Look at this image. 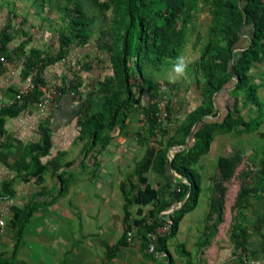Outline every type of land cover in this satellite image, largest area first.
Segmentation results:
<instances>
[{
    "label": "rangeland",
    "instance_id": "374dc122",
    "mask_svg": "<svg viewBox=\"0 0 264 264\" xmlns=\"http://www.w3.org/2000/svg\"><path fill=\"white\" fill-rule=\"evenodd\" d=\"M226 3L175 0L165 10L167 3L158 1L150 14L143 11L146 23L168 34L167 50L160 60L155 53L142 57V71L131 79L136 101L125 105L115 125L100 131L94 141L87 118L101 111L114 93L118 100L126 97L111 68L123 34L118 29L117 0H0V71L7 72L9 99L29 76H36L42 62L65 53L54 66L55 81L45 85L58 81L67 85L62 97L69 101H63L52 121L36 128L48 131L50 147L39 178L44 182L27 184L23 187L27 193L38 190L49 200L53 194H65L68 208L87 224V231L93 232L103 219L104 225H113V239L123 232L128 239L130 232V242L142 241L157 216L182 207L184 201L178 202L177 197L188 181L169 164L175 153L191 149L184 166L195 180L194 202L191 199V206L179 214L177 230L167 239L189 264L200 263L192 256L204 254L214 243L220 250L232 248L241 262L250 244L264 253V59L249 64V80L238 87L235 75L219 91L210 90L208 83L215 82L213 74H227L217 70L208 52L211 44H225L219 28ZM72 20L87 27H71ZM249 28L238 36L235 52L249 39ZM137 37L128 36L131 46ZM76 44L87 48L79 56L80 70L87 71L85 80L70 58ZM31 107L38 113V107ZM148 107L153 124L146 117ZM193 114L200 120L188 133ZM226 115L230 125L224 121ZM101 122L108 124L105 116ZM222 156L237 159L234 175L225 181L217 170ZM145 161L147 167L140 164ZM138 164L144 167L143 176L155 190V198L129 205L125 217L124 194L131 197L143 186L135 174ZM11 189V182L0 185V196L10 195ZM242 189L248 193L239 198ZM241 228L247 231L245 249L237 244ZM162 230L160 226L158 232Z\"/></svg>",
    "mask_w": 264,
    "mask_h": 264
},
{
    "label": "crops",
    "instance_id": "0c3cea01",
    "mask_svg": "<svg viewBox=\"0 0 264 264\" xmlns=\"http://www.w3.org/2000/svg\"><path fill=\"white\" fill-rule=\"evenodd\" d=\"M82 47L74 45L70 58L77 75L85 80L87 71L80 70L79 56L87 48ZM57 63L43 70L45 83L55 81L53 69ZM6 74V71L0 73V105L11 101L5 94L8 87ZM63 97L59 103L50 102L44 107L33 103L38 107V113L31 112L32 104H28L18 115L5 118L0 127V185L12 183L9 197H0V264H189L187 256L177 253L172 239H166L161 246L156 244L157 240L147 237L130 242L124 232L113 239L110 235L113 225H104L103 219L98 222L100 226L89 232L87 224L78 221L68 208L65 194H53L49 200V195L36 192L38 190L28 194L23 188L27 184L44 182L39 180L40 174L23 176L28 173L24 167L31 160L30 154L37 152H32V146L42 143V133L36 128L47 120L52 121L63 101H69ZM43 157L45 155L38 159L45 168ZM19 163L22 169L18 172ZM29 203L34 209L21 220L22 232L17 237L18 219L14 220V210H23ZM122 240L126 244H120ZM259 248L250 244L245 260L241 262L232 254V248L220 250L214 243L204 254L192 256V260L201 259L198 264H264V253Z\"/></svg>",
    "mask_w": 264,
    "mask_h": 264
},
{
    "label": "trees",
    "instance_id": "16d2710c",
    "mask_svg": "<svg viewBox=\"0 0 264 264\" xmlns=\"http://www.w3.org/2000/svg\"><path fill=\"white\" fill-rule=\"evenodd\" d=\"M158 1H165L166 8L172 4L175 0H117L118 3V15L120 17L119 31H122L121 47L116 48L113 51L111 57V68L113 75L119 79L122 85L126 97L122 100H118V93L110 98H107L102 106V110L91 114L86 120V126L89 127L92 138L94 141L97 139V134L107 128H111L115 125L120 110L130 102L136 101L133 99V87L131 79L135 77L136 72H141V59L149 55V53H155L156 60H160L163 52L167 50L169 44L168 34L164 30H158L155 24L146 23L144 21L143 11L145 14H150L154 5ZM222 23L219 28V33L223 37L225 44H211L209 47V56L211 62L217 67V70L222 73H227L225 76H219L213 74L212 78L215 82L209 80V89L219 91L228 82L231 75H235L237 78V87L242 83H247L249 76L247 75L248 66L252 61L258 59H264V2L263 0H227L224 5ZM154 25V27L152 26ZM71 27H87V24H81L77 20H72L70 23ZM249 26V39L245 40L246 44L243 45L242 50L235 52V43L238 36L244 30V27ZM130 34H138L134 44L131 46L128 36ZM158 39V43H153ZM157 42V41H156ZM65 44V42L63 43ZM65 53L59 52L55 57L47 62H42L36 72L35 76V88L32 92L24 96L22 99L16 101L9 107L2 108L0 110V127L3 125L5 118L14 117L18 115L28 104L37 103L40 98V91L38 90V84L45 85L42 77V72L45 67L52 65L63 59ZM231 64V65H230ZM231 67V72L228 73V69ZM217 71V72H218ZM1 73V71H0ZM62 94L67 93L68 87L64 85ZM146 117L150 124L154 122V115L150 114L149 107L146 109ZM105 116L107 118V125L102 124L101 119ZM196 118V114L191 117V124L187 128V132H190L191 125L199 121ZM225 122L229 125L231 120L229 115H226ZM107 126V127H106ZM42 143L41 145L32 146V152L37 151L36 154L31 153V160L24 169L26 172L34 173L35 175L40 174L44 167L39 164L38 157L46 155L50 147V137L48 131L43 128ZM197 136V133H195ZM94 143V142H93ZM198 145V143H197ZM191 151V149H190ZM188 152H177L174 154L172 161L170 162V168L175 172L176 175L184 176L187 178L188 186L181 185L180 195L177 197V201H184L180 209L168 215L171 222L170 233L162 234L158 232V228L163 226L165 220L163 216H157L155 222L151 225L147 231L146 237L151 238L153 234L156 237V244L161 246L165 243L167 236L173 235L177 230L179 214L184 212L191 206L189 201L192 199L194 202V190L196 191L195 180L188 170L185 168L184 163L189 156ZM147 161L140 164L147 167ZM138 164L135 168V174L138 175L140 182L143 184L142 187H137L136 192L133 196L129 197L124 194V214L125 217L128 215V207L131 204L143 205L153 201L155 198V190L146 182V178L143 176L144 167ZM237 166V159L232 156H222L217 160V170L222 181L229 180L235 172ZM35 168V169H34ZM21 165H18V171H21ZM7 183L3 184L2 186ZM186 188V189H185ZM247 190H240L239 198H244L247 195ZM189 194V195H188ZM188 196V197H187ZM0 197H9L0 196ZM187 197V198H186ZM221 200H216V204L220 203ZM214 202H212L211 209L213 208ZM34 209V205L29 203L23 210L15 209V218L18 219L17 223V237L22 232L21 220L27 218ZM219 213V212H218ZM21 216V219L19 218ZM220 221V218H219ZM241 236H237V244L245 249L244 241L247 240V231L244 228L240 229ZM18 239V238H17ZM120 244H126L125 240H122Z\"/></svg>",
    "mask_w": 264,
    "mask_h": 264
},
{
    "label": "built area",
    "instance_id": "2783aa9c",
    "mask_svg": "<svg viewBox=\"0 0 264 264\" xmlns=\"http://www.w3.org/2000/svg\"><path fill=\"white\" fill-rule=\"evenodd\" d=\"M34 80H35V76H29L26 79L25 84L17 91L14 98L11 101H9L8 104L0 105V110L4 107V105H7V106L12 105L16 101L22 99L24 96L32 92L35 88ZM64 87H65L64 84L60 81L56 82L53 85L38 84V90L40 91L41 95H40L39 101L37 102V106L44 107L48 103L54 102L60 99L62 97V90L64 89ZM163 218L165 220V223L163 224L162 234H169L171 222L168 218V215H164ZM127 237H128V240L131 239L130 232L127 233ZM150 237L153 238V241H156L155 235L151 234Z\"/></svg>",
    "mask_w": 264,
    "mask_h": 264
},
{
    "label": "water",
    "instance_id": "95a60500",
    "mask_svg": "<svg viewBox=\"0 0 264 264\" xmlns=\"http://www.w3.org/2000/svg\"><path fill=\"white\" fill-rule=\"evenodd\" d=\"M188 195H189V194H188ZM187 197H188V196H187ZM187 197H186V198H187Z\"/></svg>",
    "mask_w": 264,
    "mask_h": 264
}]
</instances>
